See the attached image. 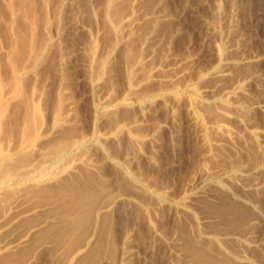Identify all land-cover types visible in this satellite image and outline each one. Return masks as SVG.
I'll use <instances>...</instances> for the list:
<instances>
[{
  "label": "rangeland",
  "instance_id": "1",
  "mask_svg": "<svg viewBox=\"0 0 264 264\" xmlns=\"http://www.w3.org/2000/svg\"><path fill=\"white\" fill-rule=\"evenodd\" d=\"M0 264H264V0H0Z\"/></svg>",
  "mask_w": 264,
  "mask_h": 264
},
{
  "label": "bare ground",
  "instance_id": "2",
  "mask_svg": "<svg viewBox=\"0 0 264 264\" xmlns=\"http://www.w3.org/2000/svg\"><path fill=\"white\" fill-rule=\"evenodd\" d=\"M113 7H114V6H113ZM112 9H113V8H112ZM118 9H119V8H118ZM218 54H219V53H218ZM219 57H220V56H219ZM99 58H100V57H99ZM91 74H92V73H91ZM1 79H2V78H1ZM169 83H170V82H169ZM240 86H241V85H240ZM1 87H2V86H1ZM238 87H239V86H238ZM1 90H2V89H1ZM25 110H26V109H25ZM240 111H241V110H240ZM241 115H242V114H241ZM217 127H218V126H217ZM227 133H228V132H227ZM254 134H255V133H254ZM252 136H253V135H252ZM136 137H137V136H136ZM141 140H142V139H141ZM68 141H69V140H68ZM68 141H67V142H68ZM136 141H137V140H136ZM71 144H72V142H71ZM1 162H4V161H1ZM5 162H6V161H5ZM5 162H4V163H5ZM9 162H10V161H9ZM4 163H3V165H4ZM7 163H8V162H6V165H5V166H7ZM256 163H257V162H256ZM1 166H2V165H1ZM8 166H9V165H8ZM8 166H7V167H8ZM237 166H238V165H237ZM252 166H253V165H252ZM7 167L4 168V169H7ZM1 169H2V168H1ZM4 169H2L3 172H4ZM27 169H28V168H27ZM240 169H241V168H240ZM7 170H9V169H7ZM15 170H16V169H15ZM205 170H206V169H205ZM256 171H257V170H256ZM5 173H8V171H6ZM10 173H11V172H10ZM1 174H2V172H1ZM199 174H200V173H199ZM4 175H5V174H4ZM4 175H3V176H4ZM5 176H6V175H5ZM201 177H202V176H201ZM3 181H4V179H3ZM1 184H3V183H1ZM34 184H35V183H34ZM39 186H40V185H39ZM40 187H41V186H40ZM38 189H39V188H38ZM35 190H36V189H35ZM14 192H15V191H14ZM53 192H54V191H53ZM67 192H69V191H67ZM7 194H8V193H7ZM49 194H50V193H49ZM79 195H80V194H79ZM15 196H16V195H15ZM15 196H14V197H15ZM93 196H94V195H93ZM16 198H17V197H16ZM82 198H83V197H82ZM3 199H4V198H3ZM15 200H16V199H15ZM84 200H85V199H84ZM85 201H86V200H85ZM88 205H89V204H88ZM92 206H93V205H92ZM26 241H27V240H26ZM14 248H15V247H14Z\"/></svg>",
  "mask_w": 264,
  "mask_h": 264
}]
</instances>
